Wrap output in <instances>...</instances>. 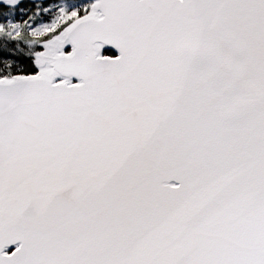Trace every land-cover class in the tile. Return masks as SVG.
Listing matches in <instances>:
<instances>
[{
  "label": "snow or ice",
  "instance_id": "snow-or-ice-1",
  "mask_svg": "<svg viewBox=\"0 0 264 264\" xmlns=\"http://www.w3.org/2000/svg\"><path fill=\"white\" fill-rule=\"evenodd\" d=\"M0 264H264V0H0Z\"/></svg>",
  "mask_w": 264,
  "mask_h": 264
}]
</instances>
